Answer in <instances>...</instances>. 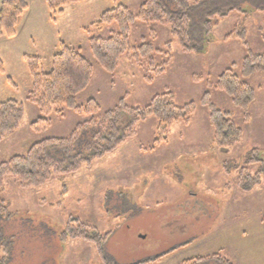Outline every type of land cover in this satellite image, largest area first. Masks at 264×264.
Here are the masks:
<instances>
[{"label": "rangeland", "instance_id": "rangeland-1", "mask_svg": "<svg viewBox=\"0 0 264 264\" xmlns=\"http://www.w3.org/2000/svg\"><path fill=\"white\" fill-rule=\"evenodd\" d=\"M27 1L30 12L16 36L0 39L5 71L0 74V100H16L24 110L19 128L0 142V163L24 155L45 138L67 137L88 119L84 112L65 108L43 116L28 99L32 77L23 56L41 57L48 72L61 41L79 48L93 65L89 87L77 97L79 106L92 98L103 114L121 99L131 108H144L155 96L171 94L178 106L194 103L196 109L189 123L173 124L161 144L155 143L157 120L140 122L135 137L115 152L65 175L64 195L58 176L36 188H23L13 177H5L0 199L14 215L0 218V264H141L159 257L150 264H182L214 255L232 264H264V173L250 191L237 185L243 169L249 175L264 169V73L242 78L254 91L245 107L215 87L232 65L240 75L247 51L239 40L224 38L242 15L216 18L209 44L200 54L183 52L167 25L135 21L129 52L117 70L108 73L93 57L83 28L120 5L136 14L144 0H86L67 6L55 21L44 0ZM244 26L249 50L264 54V12L250 11ZM106 29L93 34L105 36ZM144 43L154 52L133 60L132 49ZM157 67L163 71L152 72ZM206 93L243 133L227 152L213 143L210 109L202 103ZM41 118L45 121L39 122ZM255 149L261 151L260 162L245 165ZM70 219L96 227L101 235L111 232L103 257L93 245L63 233Z\"/></svg>", "mask_w": 264, "mask_h": 264}, {"label": "trees", "instance_id": "trees-1", "mask_svg": "<svg viewBox=\"0 0 264 264\" xmlns=\"http://www.w3.org/2000/svg\"><path fill=\"white\" fill-rule=\"evenodd\" d=\"M55 21L69 5L79 4L86 0H44ZM27 0H0V39L13 38L17 34L24 13L28 10ZM264 12V0H144L136 14L120 5L102 13L99 19L83 28L89 37V49L100 67L108 73L117 70L121 57L129 52L130 26L135 21L162 23L169 27L171 36L176 39L179 48L186 53L200 54L209 44L213 32V21L225 18L233 12L242 15L234 31L224 39L239 40L247 51L240 66V75L234 72L235 65L227 69L217 80L215 87L227 92L236 104L245 107L254 99V91L242 78L264 73V54H254L249 50L246 41L244 22L249 12ZM114 26V27H113ZM107 28V29H106ZM107 30L105 36L94 35ZM166 53H171V43L165 45ZM154 48L142 44L132 49L131 58L139 61L150 56ZM26 67L32 77L28 99L37 106L43 116L65 108L84 112L88 119L78 124L67 137L45 138L33 143L22 156H13L0 163V190L5 177L17 180L23 188H36L44 185L52 176H58L62 183V192H67L63 177L78 172L83 167L89 168L95 161L115 152L121 145L135 137L137 125L152 117L158 122L155 143L167 141L168 133L176 122L189 123L195 112V104L178 106L171 94L155 96L144 108H131L124 104V99L111 110L100 114V106L90 98L86 105L79 106L77 97L88 87L93 77L92 63L81 53L79 48L59 42L52 57L51 68L43 71V61L37 55L23 56ZM152 65V61L150 60ZM162 67L152 72L160 73ZM0 60V74H4ZM7 81L16 86L11 78ZM209 93L202 98V103L210 109L209 121L213 128V143L222 152L229 151L241 141L242 131L228 117V114L217 110L209 100ZM24 116L21 103L16 100H0V142L9 133L17 130ZM45 121L44 118L38 120ZM38 123H34L36 125ZM260 150L248 153L245 165L260 162ZM264 169L249 175L246 169L239 173L238 187L250 191L260 182ZM5 201L0 199V218H10ZM72 238L82 239L95 247L100 257L104 255V244L111 232L101 235L96 227L78 219H70L66 230ZM161 257L141 264L156 263ZM232 264L219 255L206 258H195L182 264Z\"/></svg>", "mask_w": 264, "mask_h": 264}, {"label": "crops", "instance_id": "crops-1", "mask_svg": "<svg viewBox=\"0 0 264 264\" xmlns=\"http://www.w3.org/2000/svg\"><path fill=\"white\" fill-rule=\"evenodd\" d=\"M30 12V7L28 8V10L24 13V15H23V19H22V22H21V24L19 25V27H18V29L22 26V24L24 23V21H25V19L28 17V13ZM17 32H18V30H17Z\"/></svg>", "mask_w": 264, "mask_h": 264}]
</instances>
